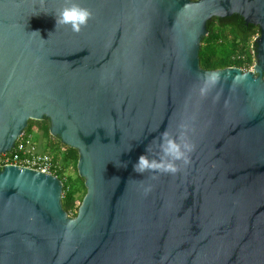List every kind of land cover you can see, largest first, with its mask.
I'll list each match as a JSON object with an SVG mask.
<instances>
[{
	"label": "water",
	"instance_id": "1",
	"mask_svg": "<svg viewBox=\"0 0 264 264\" xmlns=\"http://www.w3.org/2000/svg\"><path fill=\"white\" fill-rule=\"evenodd\" d=\"M72 2L0 0V153L47 119L88 189L72 217L58 176L0 167V264H264V0H76L79 32L56 24ZM235 14L254 69H203ZM165 134L188 163L136 173Z\"/></svg>",
	"mask_w": 264,
	"mask_h": 264
},
{
	"label": "trees",
	"instance_id": "2",
	"mask_svg": "<svg viewBox=\"0 0 264 264\" xmlns=\"http://www.w3.org/2000/svg\"><path fill=\"white\" fill-rule=\"evenodd\" d=\"M208 29L200 50L203 69L236 66L250 70L255 66L257 44L254 39L260 35L257 26L247 24L242 16L235 14L227 18H214L208 23ZM32 124L44 134H49L48 149L42 153L52 157L53 171L63 182V207L70 216L76 217L88 191L85 178L78 171L79 151L50 134L49 120H30L26 129L28 134ZM71 170L72 174L68 175Z\"/></svg>",
	"mask_w": 264,
	"mask_h": 264
},
{
	"label": "clouds",
	"instance_id": "3",
	"mask_svg": "<svg viewBox=\"0 0 264 264\" xmlns=\"http://www.w3.org/2000/svg\"><path fill=\"white\" fill-rule=\"evenodd\" d=\"M91 16V10L83 7L76 0H73L69 6L64 7L55 15L57 25H69L74 32L81 31L82 27L87 25ZM190 150L191 148L188 145L182 144L176 138L165 134L161 144L163 155L160 159H150L146 153H142L134 163L133 170L139 174L145 171H159L174 174L179 170L178 161H182L185 164L188 163L186 153ZM123 166L127 167V164L125 163Z\"/></svg>",
	"mask_w": 264,
	"mask_h": 264
},
{
	"label": "built area",
	"instance_id": "4",
	"mask_svg": "<svg viewBox=\"0 0 264 264\" xmlns=\"http://www.w3.org/2000/svg\"><path fill=\"white\" fill-rule=\"evenodd\" d=\"M259 36L254 39L256 44ZM253 69L254 67L250 70ZM5 166H18L57 176L53 171L52 157L39 152L31 135L26 131L18 138L12 150L0 153V167Z\"/></svg>",
	"mask_w": 264,
	"mask_h": 264
},
{
	"label": "rangeland",
	"instance_id": "5",
	"mask_svg": "<svg viewBox=\"0 0 264 264\" xmlns=\"http://www.w3.org/2000/svg\"><path fill=\"white\" fill-rule=\"evenodd\" d=\"M29 132H30L29 134L31 135L33 142L37 146L38 151L46 152L49 146V141H50L48 132L44 134L42 130H40L39 128L36 127V125H33V124L31 125ZM50 134H51V131H50ZM72 172H73L72 170L68 172V175H71Z\"/></svg>",
	"mask_w": 264,
	"mask_h": 264
}]
</instances>
